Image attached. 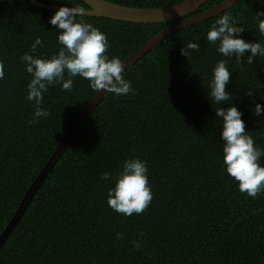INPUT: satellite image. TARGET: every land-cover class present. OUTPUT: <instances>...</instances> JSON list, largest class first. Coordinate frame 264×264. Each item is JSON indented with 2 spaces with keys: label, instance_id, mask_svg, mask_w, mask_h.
<instances>
[{
  "label": "trees",
  "instance_id": "trees-1",
  "mask_svg": "<svg viewBox=\"0 0 264 264\" xmlns=\"http://www.w3.org/2000/svg\"><path fill=\"white\" fill-rule=\"evenodd\" d=\"M79 6L82 0H37ZM137 8L171 6L184 0H108ZM223 0H206L202 12ZM264 0H237L224 11L165 37L124 69L135 94L106 92L76 137L47 173L25 211L0 246V264H264V191L241 193L222 167L220 120L208 96L211 70L226 60L230 101L242 113L255 145L264 148V57L237 63L210 44L206 33L230 13L247 41H264L254 14ZM54 9L29 0H0V234L25 192L78 120L95 91L74 77L71 91L49 86L43 107L51 115L29 125L34 111L25 99L30 80L19 57L36 37L37 54L55 53ZM77 19L106 34L108 55L121 61L172 24L138 23L84 14ZM197 42L198 51L180 49ZM247 51L245 55H247ZM251 90L252 95L246 93ZM136 154L148 164L153 200L141 214L124 216L106 203L120 162ZM261 163L264 164V158ZM117 233L122 238L117 239ZM142 233V235H141ZM139 242L141 247H135Z\"/></svg>",
  "mask_w": 264,
  "mask_h": 264
},
{
  "label": "clouds",
  "instance_id": "clouds-1",
  "mask_svg": "<svg viewBox=\"0 0 264 264\" xmlns=\"http://www.w3.org/2000/svg\"><path fill=\"white\" fill-rule=\"evenodd\" d=\"M84 15L79 6L61 5L49 17L48 23L57 30L58 50L50 55L37 54L44 43L36 37L29 51L19 57L24 70L30 76L26 84L25 99L32 102L34 111L27 120L29 125L38 123L51 115L43 107L44 93L49 86L60 85L63 90L71 91L74 77L88 81L89 87L96 93L104 90L115 96L135 94L131 82L124 77V66L118 56H109L110 48L106 34L91 23L77 19ZM254 20L260 36H264V11L258 10ZM245 29L237 26L230 13L220 16L206 33L210 44L216 45V51L224 57H234L237 63H243L241 57H247V63L253 64L257 56L264 57V41H247L240 33ZM197 42H189L181 47V55L188 57L192 51H198ZM247 51V55H245ZM226 60H219L211 70L208 82V96L219 106L215 117L220 120V140L222 167L226 174L237 182L241 193L255 199L264 191V148L255 145L252 136L245 129L242 113L231 104L233 96L226 86L230 82L231 72L226 67ZM5 65L0 61V80L5 77ZM247 95H252L249 90ZM252 111L257 116H264V109L256 103ZM101 180L111 181L107 188L106 203L110 209L124 216L143 213L153 200V192L148 178V164L138 155L124 158L119 168L109 173H102ZM142 235V233H141ZM117 239L122 234L117 233ZM135 247H141L137 242Z\"/></svg>",
  "mask_w": 264,
  "mask_h": 264
},
{
  "label": "water",
  "instance_id": "water-1",
  "mask_svg": "<svg viewBox=\"0 0 264 264\" xmlns=\"http://www.w3.org/2000/svg\"><path fill=\"white\" fill-rule=\"evenodd\" d=\"M32 4L47 8V9H58L60 6L51 5L39 2L37 0H29ZM88 6L89 9H83L84 14L94 15V16H104L114 20L128 21V22H138V23H153V22H169L174 21L169 26L162 29L156 35H154L150 40L138 48L135 52L128 55L122 60V64L126 69L131 63L139 59L147 51H149L153 46L162 41L168 35L174 33L175 31L182 29L190 24L200 22L208 17L216 15L231 5H233L237 0H223L217 5L208 8L202 12L189 15L196 11L206 0H184L180 3L157 8H137L130 7L121 4H117L108 0H82ZM104 90L95 92L93 98L87 104L86 108L69 130L64 139L56 147L52 155L49 157L47 162L44 164L41 171L37 174L33 182L30 184L29 188L25 192L22 200L20 201L17 209L15 210L9 223L5 226L4 230L0 234V246L7 238L8 234L13 229L14 225L18 222L23 212L25 211L28 203L34 196V193L45 179L47 173L52 169L55 163L58 161L60 156L63 154L68 145L76 137L78 131L81 129L83 124L91 116L92 112L96 108L97 104L100 102L103 95L106 93Z\"/></svg>",
  "mask_w": 264,
  "mask_h": 264
}]
</instances>
